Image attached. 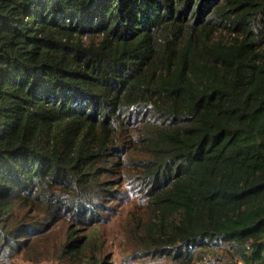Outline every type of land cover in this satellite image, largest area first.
<instances>
[{
    "label": "trees",
    "instance_id": "1",
    "mask_svg": "<svg viewBox=\"0 0 264 264\" xmlns=\"http://www.w3.org/2000/svg\"><path fill=\"white\" fill-rule=\"evenodd\" d=\"M0 264H264V0H0Z\"/></svg>",
    "mask_w": 264,
    "mask_h": 264
},
{
    "label": "rangeland",
    "instance_id": "2",
    "mask_svg": "<svg viewBox=\"0 0 264 264\" xmlns=\"http://www.w3.org/2000/svg\"><path fill=\"white\" fill-rule=\"evenodd\" d=\"M211 258H212V256H211ZM208 260V259H207Z\"/></svg>",
    "mask_w": 264,
    "mask_h": 264
}]
</instances>
